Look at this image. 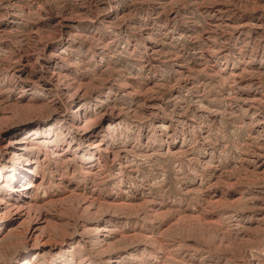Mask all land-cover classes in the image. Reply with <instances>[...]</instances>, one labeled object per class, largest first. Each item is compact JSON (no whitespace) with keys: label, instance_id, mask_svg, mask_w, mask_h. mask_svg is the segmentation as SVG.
<instances>
[{"label":"rangeland","instance_id":"rangeland-1","mask_svg":"<svg viewBox=\"0 0 264 264\" xmlns=\"http://www.w3.org/2000/svg\"><path fill=\"white\" fill-rule=\"evenodd\" d=\"M7 113L0 129L52 114L22 134L48 153L40 195L119 214L138 264H264V0H0Z\"/></svg>","mask_w":264,"mask_h":264},{"label":"bare ground","instance_id":"bare-ground-1","mask_svg":"<svg viewBox=\"0 0 264 264\" xmlns=\"http://www.w3.org/2000/svg\"><path fill=\"white\" fill-rule=\"evenodd\" d=\"M55 76L60 77L59 75ZM49 85H53L52 81L49 82ZM78 103L79 105L71 107L70 111L75 115L73 128L83 134L89 133L96 126L93 120L85 119V107L80 101ZM9 118H11L9 113L0 116V122ZM51 118L52 114L48 117L33 115L14 124H6L3 129H0V264H37L40 254H43L42 258L48 264H64L65 258L69 257L70 259V256L69 263L76 262L74 258H77V264L83 263L88 258L95 264H123L126 261L128 264H138L141 258L135 256L132 252L133 249L130 251L128 249V246L133 242L121 244L127 237L122 236L118 239L117 232L111 224V218H116L119 214L114 212H102L101 214L102 204L97 205V202L88 199V197L75 201L73 205L65 204L64 206L59 201L50 198V195H46V197L40 195L45 181L44 170L45 165H48V153L43 151L42 158L40 156L35 158L33 155L38 152L39 146H35L34 143L25 139V136L22 137V134L26 133L24 128L32 126L36 122H46L45 125H49L53 120ZM38 129L42 128L38 126L36 130ZM99 133L100 131L96 132L95 130L94 135L90 133L92 141L88 146L101 150L102 142L97 139L101 135ZM8 165L11 168L10 177L3 174V168H7ZM39 178H41L40 182L37 181ZM71 206L80 215L85 216L83 219L89 221L86 224L83 223L84 232L78 229L79 222L74 219H71L75 223L70 230L71 220L69 216H66V210ZM99 216L102 220H97ZM60 226H64L66 229L62 230ZM86 233L92 235L93 240L95 239L94 245L91 246V251L94 252L90 254L85 252L86 255L83 256L81 251L85 250L86 246L79 247V240L76 239L84 237ZM132 236L133 238L138 236L151 238L140 233H135ZM184 246L187 245H180V247ZM192 248L196 251L202 250L201 247L193 246ZM144 249L146 250V247ZM12 252H15L14 257ZM248 260L246 257L245 261ZM164 264L169 263L165 260ZM177 264L186 263L178 260Z\"/></svg>","mask_w":264,"mask_h":264}]
</instances>
